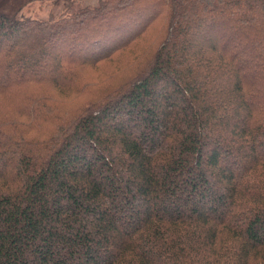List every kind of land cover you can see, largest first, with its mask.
I'll return each mask as SVG.
<instances>
[{
	"label": "trees",
	"instance_id": "obj_1",
	"mask_svg": "<svg viewBox=\"0 0 264 264\" xmlns=\"http://www.w3.org/2000/svg\"><path fill=\"white\" fill-rule=\"evenodd\" d=\"M83 5L0 12V264H264V0Z\"/></svg>",
	"mask_w": 264,
	"mask_h": 264
},
{
	"label": "rangeland",
	"instance_id": "obj_2",
	"mask_svg": "<svg viewBox=\"0 0 264 264\" xmlns=\"http://www.w3.org/2000/svg\"><path fill=\"white\" fill-rule=\"evenodd\" d=\"M95 1L96 0H0V12L15 16L17 18L46 19L49 16L57 18L63 11H65L64 7L68 4L72 6L78 5L79 7L84 6L83 4H91L90 6H93L96 3ZM196 21L198 22V20ZM146 34L142 35L138 39L137 44H135L132 49H126L120 53H117L120 55H118L112 63L107 61L101 66V72L105 74L103 76H99L97 82L100 83H98L95 88L105 87L134 72V66H131L130 64H136L137 61L140 60V55L142 56L145 53V50L150 49L148 46L154 44V39H151L152 33H149L148 35ZM249 49H252V47L249 46ZM51 67H55L52 61L48 65H45L41 68L42 77L40 80L44 83L53 79V77H59V75L48 76L46 74V72ZM43 73H45V75ZM89 74L90 76L96 75V73L92 75L90 72ZM96 92H99V90L96 89ZM127 175L128 174L125 173V175L123 174L122 177H126Z\"/></svg>",
	"mask_w": 264,
	"mask_h": 264
},
{
	"label": "crops",
	"instance_id": "obj_3",
	"mask_svg": "<svg viewBox=\"0 0 264 264\" xmlns=\"http://www.w3.org/2000/svg\"><path fill=\"white\" fill-rule=\"evenodd\" d=\"M95 2L97 3V0H96ZM95 2H94V3H95ZM94 3H93V4H94ZM96 3H95V4H96ZM90 5H91V4H90Z\"/></svg>",
	"mask_w": 264,
	"mask_h": 264
}]
</instances>
